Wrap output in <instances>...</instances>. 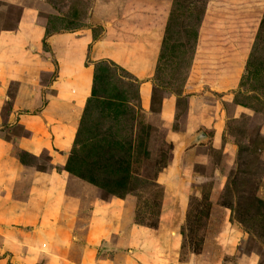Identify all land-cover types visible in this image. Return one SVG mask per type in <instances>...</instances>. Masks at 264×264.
<instances>
[{
  "label": "rangeland",
  "instance_id": "374dc122",
  "mask_svg": "<svg viewBox=\"0 0 264 264\" xmlns=\"http://www.w3.org/2000/svg\"><path fill=\"white\" fill-rule=\"evenodd\" d=\"M168 1L157 3L169 17L153 77H148V103L141 102L140 79L126 66L85 51L84 62H91L96 78L75 115L69 147L51 142V132L39 135L46 130L40 126L34 128L37 134L29 130L27 123H48L49 115L45 110L43 118V104L18 92L17 79H0V139L10 143V156L33 173L30 207L56 206L51 193L43 201L41 189L43 182L53 184L47 173L57 172L69 179L70 201L58 212L64 219L70 211L79 219L93 205L117 207L113 218L120 223L119 233L108 244L100 240L94 262H126L123 255L129 256L127 247L133 245L115 243L114 236L130 240L132 224L151 227L159 216L177 239L173 264H264V0ZM91 3L0 0V30H13L21 10L37 8L35 20L45 36L41 51L31 54L54 65L47 37L90 28ZM55 66L49 72L38 69L36 86L51 82ZM200 132L204 135L197 137ZM8 209L0 207V264H12L11 256H23L26 246L38 247L23 245L32 229L14 230ZM68 225L61 230L63 238H83L77 225ZM12 232L25 235L15 237L10 248L5 237ZM59 251L64 264H78L76 249ZM45 262L38 255L29 264Z\"/></svg>",
  "mask_w": 264,
  "mask_h": 264
},
{
  "label": "crops",
  "instance_id": "0c3cea01",
  "mask_svg": "<svg viewBox=\"0 0 264 264\" xmlns=\"http://www.w3.org/2000/svg\"><path fill=\"white\" fill-rule=\"evenodd\" d=\"M91 1L92 5L89 7L91 11L88 17L90 28L83 27L77 29L76 32L51 33L47 37L50 56L52 55L55 59L54 65H56V75L47 86L44 84L36 86L37 78L33 76L39 68L43 72H49L50 68L54 70V65L48 60L44 59L45 62H43L45 57L42 58L41 54L38 59L31 54L32 50L41 51L45 36L44 26L35 20L37 8L26 7L21 10L13 30H0V79L21 80L20 86L17 87L18 92L38 100L35 101V105L43 104L40 112L44 118V111L47 110L49 118L45 120L48 123L32 127L29 125L30 121L27 126L30 131L36 134L35 126L46 129L44 134H39L42 136L50 132L53 133L50 138L51 142L63 148L69 147L71 143L75 115L85 103L91 89L93 70L92 64H89L91 62H84L85 51H90V55L94 58H108L119 65L126 66L140 79L139 95L141 102L145 105L148 103L150 95V89L146 87L149 84L148 77L150 73V77H153V71L159 58L160 47L158 46L162 43L166 21L169 17L168 12L160 9V5H158L162 4L161 0H157L155 3L134 0L130 4L124 0L125 4L122 5L117 0ZM43 2L44 0H39V5ZM168 3L169 1L165 0V4ZM92 27H98V33L97 31L93 33ZM84 30L87 31H85L87 34L83 33ZM89 32L97 35L93 36ZM28 76H30V82L26 81L24 84L22 81ZM45 87L46 94L41 93L42 88ZM42 101L45 102L41 103ZM9 145V142L0 139V207L4 205L6 209L9 208L6 217L8 222L14 226V230H19L22 226L32 229L33 233H29L32 235L29 237V242L23 243V245L38 246L33 249L26 246L23 256H19L16 252L11 256L12 259L10 258L11 263L29 264L38 255H44L46 257L45 264H64V257L60 255L59 249L70 248L72 251L76 249L79 253L78 264H115L102 258H99L100 261L94 262L92 258L98 249L95 247L101 242V239L105 244H108L111 236L115 232L119 233L118 225L120 223L114 221L117 207H96L93 205L88 213L81 215L82 217L79 219V215H74L71 211L69 218L64 219V216H59L58 212L67 208L64 205L70 201L69 197H71L68 191L69 185L67 186L69 179L65 182V176L61 172H57L56 175L47 173L53 184L43 182L41 189L43 192L38 189L42 192L43 201L47 200L46 194L50 196L52 194L56 206L50 209L45 204V208L42 210L39 207H30L31 197L29 196L35 187L33 173L10 156V152L7 150ZM39 173L37 172L38 176H47L45 173ZM26 192L29 193L28 196ZM95 201L93 200L91 203H95ZM17 202L18 207H15ZM84 208L86 209V207ZM11 209L14 214H11ZM75 211L79 213V209ZM15 217L19 222L16 225H14V221L17 220ZM94 217H99V220H95ZM157 218V222L151 227L132 224L130 240H127V236L124 237L125 239L122 236H114L115 243L125 242L128 246L129 244L133 245L132 249L127 247L126 253L129 256L124 257L123 255L126 262L122 264H173L169 261L173 259V251H177L174 247L177 239L170 235L169 230L163 228V220L159 216ZM72 222L82 231L79 232L84 234L83 238L78 241L71 239L68 235L65 238L61 236V230L64 232V229L66 230V227H69L68 224ZM81 226L85 229H82ZM13 232L8 239L5 237L7 240L5 242L9 244L10 248H12L10 243L15 237L21 239L25 235H19V233L17 235ZM95 233L105 236L101 237L97 234V237H94ZM41 247L49 253L43 251Z\"/></svg>",
  "mask_w": 264,
  "mask_h": 264
},
{
  "label": "water",
  "instance_id": "95a60500",
  "mask_svg": "<svg viewBox=\"0 0 264 264\" xmlns=\"http://www.w3.org/2000/svg\"><path fill=\"white\" fill-rule=\"evenodd\" d=\"M203 135H204V133L203 132H200V133H198L197 137L203 136Z\"/></svg>",
  "mask_w": 264,
  "mask_h": 264
},
{
  "label": "trees",
  "instance_id": "16d2710c",
  "mask_svg": "<svg viewBox=\"0 0 264 264\" xmlns=\"http://www.w3.org/2000/svg\"><path fill=\"white\" fill-rule=\"evenodd\" d=\"M95 78H96V76H95V77L93 76V80H94ZM91 91L93 92V88L91 89ZM91 95H92V93H91Z\"/></svg>",
  "mask_w": 264,
  "mask_h": 264
}]
</instances>
